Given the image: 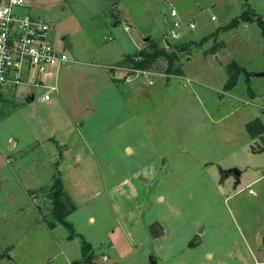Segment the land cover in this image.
<instances>
[{
	"label": "rangeland",
	"instance_id": "374dc122",
	"mask_svg": "<svg viewBox=\"0 0 264 264\" xmlns=\"http://www.w3.org/2000/svg\"><path fill=\"white\" fill-rule=\"evenodd\" d=\"M171 7L181 22L195 23L180 42L196 43L182 57V76H164L162 61L153 78L122 65L118 80L129 77L134 92L99 93L93 53L106 45L136 51L117 11H128L122 20L141 46L166 33ZM244 11L264 20V0L31 4L26 12L51 26L52 44L83 71L63 84L74 108L92 115L79 127L50 122L37 100L41 89H0V264H85L83 243L96 264H264V154L252 152L258 144L245 128L257 118L264 126V35L257 22L223 30ZM232 61L244 70L237 97L224 89L228 73L220 66ZM57 179L74 206L71 228L47 225Z\"/></svg>",
	"mask_w": 264,
	"mask_h": 264
},
{
	"label": "built area",
	"instance_id": "2783aa9c",
	"mask_svg": "<svg viewBox=\"0 0 264 264\" xmlns=\"http://www.w3.org/2000/svg\"><path fill=\"white\" fill-rule=\"evenodd\" d=\"M37 1L0 0V89L7 85H30L41 89V101L48 102L52 95L59 92L60 70L71 61L64 52L55 50L51 41V26L26 12ZM211 20L214 21L215 18L212 17ZM164 22L169 27L163 35L166 49L167 43L183 41L185 30H195L192 20L181 22L178 19V12L174 7H171ZM126 68L135 73L136 77L158 76L152 71ZM122 69L124 68L114 65L110 70L115 74L113 77L118 78ZM124 82H130V78L126 77ZM186 82L190 83L189 80ZM147 83L149 86L153 84L151 80Z\"/></svg>",
	"mask_w": 264,
	"mask_h": 264
},
{
	"label": "trees",
	"instance_id": "16d2710c",
	"mask_svg": "<svg viewBox=\"0 0 264 264\" xmlns=\"http://www.w3.org/2000/svg\"><path fill=\"white\" fill-rule=\"evenodd\" d=\"M240 22H257L261 26L264 35V20H261L259 17H256V15L248 11H244L241 15L231 20V22L227 24L223 30H232L234 27L238 26ZM215 33H217V30L214 32V34ZM162 41H164L163 36L161 39L156 40L151 39L150 37L146 38L141 49L136 50L132 54L125 55L124 58L116 65H124L133 70L154 72V70H158L156 69L157 64L162 61L165 64V68L163 70L164 76H182V57L184 54L188 55L190 53V47L196 43L192 40L173 44L166 42L168 45V49H166L164 46L160 45V42ZM215 50L216 46L212 48V51ZM226 70L228 73V79L225 83L224 89L231 90L236 86L238 77L242 71L244 72V70L234 61L226 65ZM246 76L249 77L250 75L246 73ZM113 81L116 80L113 79ZM245 128L251 139L256 140L255 143L258 144V149H256L255 146L251 147L252 152L258 154L264 153V126L260 120L257 118L246 123ZM49 198L52 204L51 215L53 221L48 222L46 220L48 228H54L57 225H63L64 227L71 228L67 223L66 218L71 212L74 211V206H68L70 205V202H66L67 196L64 194L59 179H57L56 185L51 189ZM81 256L82 263L96 264L93 260L94 255L91 252V247L89 244L83 243ZM71 264L76 263L72 262Z\"/></svg>",
	"mask_w": 264,
	"mask_h": 264
},
{
	"label": "crops",
	"instance_id": "0c3cea01",
	"mask_svg": "<svg viewBox=\"0 0 264 264\" xmlns=\"http://www.w3.org/2000/svg\"><path fill=\"white\" fill-rule=\"evenodd\" d=\"M127 14H128L127 10L125 12L117 11L116 21H117V23H122V25H125L123 32L127 36H129V38L132 40V42L134 43L135 50L141 49L143 47V43H144L146 38L141 39V42H142L141 46L136 44V42L134 40H136V41H139V40H138L137 36L133 33V31H132L133 28H132L131 24H129V21H127V20H122V17H124ZM123 21L126 22L127 24L123 23ZM189 21H191V20H189ZM192 21L194 22V20H192ZM125 28H127V32H125ZM51 34H52V30H51ZM104 40L112 42L114 39L106 38ZM106 46L99 48L91 56L92 61H95V62L93 64H90V65H95L96 67L101 68V70L96 69V70H99V71H97L96 76L99 77L101 79V82H102V91H100L99 93H101L103 91H107V90L112 91V92L114 91V93L116 91V94L121 95V96H124V95L126 96L128 93H133L134 92L133 86H131L132 81L126 82V83L123 82L122 80L119 81L118 78H121L120 77L121 75H119L118 78H114L111 74L112 71L110 70L114 65L118 64L126 55V54H123V46L122 45H116V46H113V47L108 48V49H106L107 48ZM214 46H216V45L214 44L211 47V50ZM54 48H55V46H54ZM57 49L58 48H55V50H57ZM216 49H217V46H216ZM215 51H214V58H216L218 61L219 60V50L217 49ZM98 63H100L101 65L97 66ZM226 65L227 64L220 63L221 67H224ZM77 72H83V71H78V68L76 67V62H72V63L70 62L69 65L63 67L59 72V76L61 77V86L60 87H59V83H58L59 92L57 94L52 95L51 99L48 102L41 101V99H40L41 96L37 99L38 102L43 105L42 108H44V109H42V112H44V114H46V115L51 116L50 122L54 121V122L60 123L62 120V121H64L65 124L69 125L70 127H79V121L80 120L86 121V120H89L91 118L92 112L89 111L88 108H86V109L84 107H75L74 108L73 103L75 101L74 100L75 95H74L73 91H69V90L65 89L64 85L66 86V83L63 84L64 77H65V80L68 81V79L71 78L72 75L77 74ZM170 77H178V76H170ZM113 79L116 81H113ZM186 80H189V79H186ZM58 81H59V77H58ZM139 85L141 86V84H139ZM117 86H119L120 88H117ZM125 87H128V89H126ZM236 87H237V84L234 88H232L231 90H229L227 92H229V94H233L237 97V94H235V91H234ZM30 89L31 88H28L29 91H30ZM23 94H25V92ZM27 95H30V97H28V100H27L28 103L34 101L35 95L32 91L27 92ZM32 97H33V100H31ZM64 103H65V105L66 104L70 105V107H71L70 108V114H68V112H66V108L64 106ZM93 111H94V113H96V110H93ZM82 113H86L88 116L83 118ZM89 114H91V115L89 116ZM53 118H55V119L53 120ZM83 126H84V123H82L80 125V128ZM53 139H55V138L52 137V140ZM14 146H15V142L14 143L12 142V147H14ZM263 154L264 153H262V155ZM228 174H231V172ZM68 262H69V264H71L73 261H68Z\"/></svg>",
	"mask_w": 264,
	"mask_h": 264
},
{
	"label": "water",
	"instance_id": "95a60500",
	"mask_svg": "<svg viewBox=\"0 0 264 264\" xmlns=\"http://www.w3.org/2000/svg\"><path fill=\"white\" fill-rule=\"evenodd\" d=\"M258 76H264V73L259 74ZM33 100V97L31 98ZM231 173H233L236 177L239 175V172L237 170H231Z\"/></svg>",
	"mask_w": 264,
	"mask_h": 264
}]
</instances>
